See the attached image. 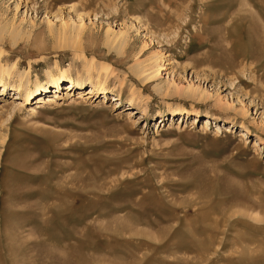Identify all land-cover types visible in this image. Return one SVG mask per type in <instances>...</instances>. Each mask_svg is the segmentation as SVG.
Segmentation results:
<instances>
[{
	"label": "rangeland",
	"instance_id": "374dc122",
	"mask_svg": "<svg viewBox=\"0 0 264 264\" xmlns=\"http://www.w3.org/2000/svg\"><path fill=\"white\" fill-rule=\"evenodd\" d=\"M0 68V264H264V0H0Z\"/></svg>",
	"mask_w": 264,
	"mask_h": 264
},
{
	"label": "bare ground",
	"instance_id": "6f19581e",
	"mask_svg": "<svg viewBox=\"0 0 264 264\" xmlns=\"http://www.w3.org/2000/svg\"><path fill=\"white\" fill-rule=\"evenodd\" d=\"M164 66H165V63L163 64V67L162 69H164ZM8 76V72L6 70H4L3 68H0V89L2 90V93H4V91L7 89V84L5 83V77ZM63 77V78H68V82L67 84L65 85V88H63V90L66 91V89L69 91H71L73 89V87H75L74 85H78L76 83V81H74L71 77H70V74H69V70H63L61 71L60 69H58V76H50L49 79H50V82L52 83V85L54 86V88L58 89L59 88V83H60V78ZM105 79L104 81H100L98 80L97 82H93L91 80L90 82V87L88 89H85L88 90V92H85V95H89V94H93V93H96L98 95H103V97L105 98L107 95H108V92L106 91V89L103 87L104 84H105ZM36 86L39 84L38 81L35 82ZM67 87V88H66ZM62 88V86L60 87ZM17 90L20 89V87H17L16 88ZM80 89V88H78ZM59 90V89H58ZM57 91H55V94H56ZM18 93V92H17ZM54 94V95H55ZM81 94V93H79ZM0 96H2V94H0ZM40 97V96H39ZM111 100L113 102L116 103L117 107H121L122 106V103H121V97L119 94H116V95H111ZM43 99H47L46 100V103L47 102H52V98L50 97H45ZM131 111H134V109H132ZM136 111V110H135ZM139 112H141L142 116H146V109L145 108H140V111H136L135 114H138ZM133 114V112H131ZM172 114H174V112H172ZM171 115V114H170ZM212 119L210 117L206 118L203 122V128H207L208 125H211L212 124ZM164 121V120H163ZM161 120V122L158 124L159 126L162 124L163 122ZM229 123V122H227ZM238 135V137H241L243 138L245 136L244 132L243 131H238L236 133ZM262 142V141H261ZM262 144V143H261ZM260 144H258L257 142H254L253 146L257 147L259 146Z\"/></svg>",
	"mask_w": 264,
	"mask_h": 264
}]
</instances>
